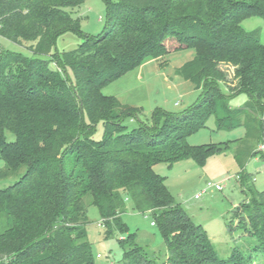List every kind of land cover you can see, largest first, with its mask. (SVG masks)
I'll use <instances>...</instances> for the list:
<instances>
[{
  "label": "trees",
  "instance_id": "1",
  "mask_svg": "<svg viewBox=\"0 0 264 264\" xmlns=\"http://www.w3.org/2000/svg\"><path fill=\"white\" fill-rule=\"evenodd\" d=\"M86 1L0 0V37L31 53L0 50V159L6 175L24 169L16 183L0 188V264H97L88 240V196L108 232L127 233L117 264H254L256 254L264 255V190L252 193L240 219L239 228L255 239L252 250L236 247L224 259L154 167L190 158L204 165L229 150L231 142H188L214 116L219 130H245L234 155L247 184L246 161L264 157L258 148L264 142V44L242 22L264 19V0H105L106 24L94 36L84 35L73 16ZM69 31L83 41L54 56L57 39ZM170 39L175 49L195 50L178 73L200 89L202 102L179 113L156 108L149 123L141 120L142 107L103 88L167 54ZM222 62L237 66L229 92L221 86L228 81ZM239 95L247 99L234 106ZM128 118L138 126L130 129ZM99 122L104 132L98 138ZM127 199L152 213L166 261L129 233Z\"/></svg>",
  "mask_w": 264,
  "mask_h": 264
},
{
  "label": "rangeland",
  "instance_id": "2",
  "mask_svg": "<svg viewBox=\"0 0 264 264\" xmlns=\"http://www.w3.org/2000/svg\"><path fill=\"white\" fill-rule=\"evenodd\" d=\"M73 16L80 19V28L84 35H98L103 32L106 24L107 4L105 0H87L73 10ZM242 27L247 32L257 31L264 44V19L257 16L248 17L243 20ZM82 41L83 38L78 33L69 31L57 39L52 54L56 56L64 51L73 50ZM166 44L167 54L148 58L103 88L104 94L108 96H115L125 104L142 107L144 112L141 120L149 123L156 108L179 113L189 107H197L202 102L198 100L200 89L178 73L179 68L194 58L195 50L175 49L177 44L172 39ZM2 47L31 55L24 47L0 37V50ZM42 58L50 59L51 56ZM219 67L228 74L227 85L221 83V86L224 91L229 92V88L236 84L234 72L237 66L222 62ZM246 99V96L239 95L232 100V104L243 105ZM260 118L263 122L264 114ZM126 124L132 129L138 126L139 121L128 118ZM103 132V123L99 122L97 137H102ZM244 135L243 128L232 131L219 130L216 118L211 116L207 120L206 127L190 135L188 142L191 145L231 142L229 150L209 157L204 165L190 158L173 165L159 163L154 167L158 174L165 177L166 185L175 200L187 210L195 222L204 226L218 255L224 259H227L236 247L246 253L252 250L255 239L249 232L239 228L240 219L246 216L244 206L250 201L252 193L264 190V157L261 154L246 161L244 171L249 174L247 184H244L240 174L241 169L235 158L234 149L238 139ZM7 136L9 140L14 139L10 132H7ZM6 168L5 162L0 159V188L16 183L24 171L21 169L17 173L6 175ZM209 182L222 184L223 188L221 190L212 188L202 193ZM200 193L201 197L195 198ZM85 201L89 206L88 240L96 257V263L117 264L124 253L120 240L125 241L127 233L108 232L98 207L91 204L89 196ZM123 220L129 227V233L136 234L137 244L146 248L159 262L167 260L168 249L158 227L153 224L154 217L151 212L137 211L132 200L127 199ZM263 257L262 253L256 254L254 264H264Z\"/></svg>",
  "mask_w": 264,
  "mask_h": 264
},
{
  "label": "built area",
  "instance_id": "3",
  "mask_svg": "<svg viewBox=\"0 0 264 264\" xmlns=\"http://www.w3.org/2000/svg\"><path fill=\"white\" fill-rule=\"evenodd\" d=\"M259 149L264 150V145H261ZM212 188H216L217 190H221L223 188V185L222 184H214V183L209 182L208 185H207V188L205 190H203L202 193H205V192L208 191V189H212ZM201 195H202L201 193L200 194H197L195 196V198L198 199V198L201 197ZM153 224H154V222H153Z\"/></svg>",
  "mask_w": 264,
  "mask_h": 264
}]
</instances>
